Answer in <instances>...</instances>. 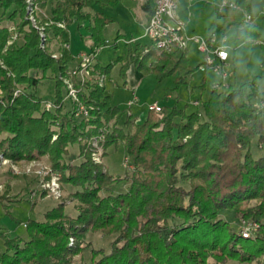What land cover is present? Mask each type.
<instances>
[{
    "label": "trees",
    "instance_id": "obj_1",
    "mask_svg": "<svg viewBox=\"0 0 264 264\" xmlns=\"http://www.w3.org/2000/svg\"><path fill=\"white\" fill-rule=\"evenodd\" d=\"M55 1L51 16L67 26L94 18L86 25L89 51L112 44L103 36L109 18L86 10L98 0ZM253 1L244 0L248 8ZM11 5L16 8L7 14ZM153 5L154 0H146L142 6L150 15ZM0 7V22L24 15L22 0H0ZM237 10L218 9L206 31L210 48L215 46L213 33L229 27H234L235 39L264 47L258 25L252 19L236 22ZM7 36V27L0 26V50ZM26 37H30L26 43H14L1 54L5 67L0 66V152L12 160L47 155L52 168L63 173L62 181L72 187L76 214H66L61 202L46 210L43 220L24 222L26 237L9 236L0 228L4 244L0 264H72L74 255L86 246L89 232L113 237L110 248L107 252L92 248L91 260L78 264H226L229 260L264 264V155L256 156L252 147L264 145V106L258 103L264 91L256 87V78L239 85L224 81L213 85L200 108L191 112L187 105L175 103L159 104L160 112L146 108L130 131L123 128L130 106L111 105L112 95L95 83L79 92L92 107L87 117L75 116L68 106L42 108L43 99L33 89L39 79L52 78L55 99L50 102L59 103L60 76L69 63L64 56L52 57L50 50L40 48L35 31ZM127 45L126 53L113 62H94L95 70L106 74L119 63L118 75L125 86L127 69L133 64L159 81L174 75L177 88L199 66H191L187 48L162 51L150 40ZM17 85L22 92L13 96ZM99 133L105 136L104 152L110 145L123 144L134 167L131 174L125 172L122 178L91 160L89 140ZM73 144L81 157L77 163L64 159ZM123 179L130 181L127 188L111 193L112 185ZM253 200L258 202L251 204ZM240 219L258 223L253 237H243L240 228L232 225Z\"/></svg>",
    "mask_w": 264,
    "mask_h": 264
},
{
    "label": "rangeland",
    "instance_id": "obj_2",
    "mask_svg": "<svg viewBox=\"0 0 264 264\" xmlns=\"http://www.w3.org/2000/svg\"><path fill=\"white\" fill-rule=\"evenodd\" d=\"M22 1L24 2V15L21 16V19L17 17L15 21L9 18L0 22V26L7 27L8 32L4 46L0 50V66L5 67L1 54L6 53L7 49L14 43L17 46L26 43L27 39L30 38H27L26 35L30 34L32 30L39 37L40 48L50 50L52 57L64 56L69 67L67 72L60 76L63 84L62 100L59 103L50 102L55 99V82L52 78L39 79L36 88L33 89L43 99L41 101L42 108L46 110L68 106L75 116L87 117L92 107L80 99L79 92L80 88L86 87L88 83H95L100 87H106L105 92L112 95L111 105L125 108L128 97L131 99L134 94L138 98V101L130 106L127 115L129 117H126L128 122L123 127L132 131L134 123L139 121L142 114L147 110L146 105L148 103L157 101L160 105H173L174 103L178 107L187 105L186 111L191 112L200 108L201 102L207 97L212 86L222 81L220 72L213 71L212 68H208L205 72L196 69L188 78L187 83L179 85L177 88H174V75L164 77L159 81L153 74H147L137 88L127 90L126 86L122 85V79L118 75L119 63L115 64L106 74L95 70L94 62H98L100 65L113 62L116 56L126 53L127 44L149 42L147 37H140L129 42L130 38L140 36L144 31L142 24L137 21L138 16L142 13L138 7V0H98L94 3V7L86 9L92 13L94 9L99 10L105 17L111 19L109 22L105 19L106 24L107 22L108 24L103 27V36L112 44L100 46L94 51H89L91 41L88 37L89 30L86 29L88 23H94L93 17L83 20L80 26L75 21L67 26L64 20L53 19L51 16L50 7L55 4V0ZM204 1L180 0L177 15L185 21L189 34H198L206 38V31L211 26L218 9L217 3L216 5L211 4L212 0ZM232 1L238 6V10L235 12V21L244 23L246 14L250 12L252 15L251 22L257 24L259 32L264 35V0H254L250 8L246 6L244 0ZM15 8L13 5L9 6L7 14ZM2 10L0 7V13ZM88 14L90 15V13ZM53 27L59 31L55 32ZM119 33H124L126 36H118ZM213 43L215 46L226 48L229 52L230 59L227 65L220 69L228 72V76L224 80L225 83L239 85L256 78V87L260 92L264 91V47L260 46L258 42L248 43L242 38L235 39L234 27H229L225 31L216 30L213 33ZM84 55L87 56L88 61L83 59ZM203 56L204 54L198 49L197 43L191 42L188 45L187 57L192 67L201 63ZM77 84H79L78 87ZM200 84H202L201 87ZM22 89L21 86L17 85L13 96L22 92ZM195 99H198L199 105L193 103ZM141 111L142 114H140ZM124 118L123 116L121 124L125 120ZM55 137L56 134H53L52 140ZM104 138V133H99L90 138L88 148L91 160L101 165L109 173L121 175L122 178L127 172L131 174L134 167L125 156L123 144L118 142L115 146L110 145L104 152ZM252 147L256 156L264 155V145L257 148L256 144L253 143ZM69 150L68 154L65 155V161L79 162L81 157L78 155L77 144L70 145ZM62 176V172L52 168L47 155L34 159L12 160L0 152L1 230L9 236L26 237L24 222L30 219L43 220L45 211L61 202L65 204L64 212L74 216L76 214L74 207L76 200L71 194V185L64 183ZM129 182V180H119L112 185L110 192L124 191ZM257 202L253 200L251 204ZM243 223L251 224V237H253L257 232L258 223L245 219L232 221V225L236 228H240ZM112 238L98 232L87 233L84 243L86 246L74 255L72 264H78L81 261L89 262L92 256V248L97 250L102 248L107 252ZM68 240L69 245H71L73 238L69 237ZM3 250L4 244L0 238V251ZM98 256L96 255V257ZM226 264H255V261L245 263L229 260Z\"/></svg>",
    "mask_w": 264,
    "mask_h": 264
},
{
    "label": "built area",
    "instance_id": "obj_3",
    "mask_svg": "<svg viewBox=\"0 0 264 264\" xmlns=\"http://www.w3.org/2000/svg\"><path fill=\"white\" fill-rule=\"evenodd\" d=\"M178 1L154 0L153 10L145 24L143 36L152 41L156 48L167 52L185 49L190 42L197 43L198 49L204 54L198 69L205 72L208 68H212L213 71L220 72L222 81H224L228 76V72L221 71L220 69L228 63V50L218 46L210 48L206 38L198 34H188L186 32L185 21L177 15ZM217 7L219 10H223L226 7L238 8L237 4L232 0H218ZM251 19V14L247 13L245 22H249ZM83 59L88 61L86 55H84ZM217 85L219 84H215V86ZM137 101L138 98L133 94V98L127 102V105L131 106ZM193 103L196 104L197 101ZM258 103L260 106H264V98H261ZM146 108L155 112L161 111V106L157 101L148 103ZM251 233V224L243 223L240 227V234L247 238L251 237Z\"/></svg>",
    "mask_w": 264,
    "mask_h": 264
},
{
    "label": "crops",
    "instance_id": "obj_4",
    "mask_svg": "<svg viewBox=\"0 0 264 264\" xmlns=\"http://www.w3.org/2000/svg\"><path fill=\"white\" fill-rule=\"evenodd\" d=\"M146 0H138L137 2H138V7H139V9L142 11V13L138 16V18H137V21L139 22V23H141L142 24V27H143V29H144V27H145V24H146V22H147V20H148V18H149V12L148 11H146L144 8H143V3L145 2ZM180 1V0H179ZM179 1H178V3H179ZM190 2H194L195 0H189ZM204 1V0H203ZM205 3H206V1H204ZM178 3H177V7H178ZM216 3H217V0H212V2H211V4H213V5H216ZM93 7H94V5H93ZM93 11H95V9L93 10ZM96 11H98V12H100L99 10H96ZM177 14H178V12H177ZM109 18V21L111 20L110 19V17H108ZM181 18V17H180ZM108 21V22H109ZM108 22H107V24H108ZM106 24V25H107ZM105 25V26H106ZM144 32V31H143ZM143 32H142V34L140 35V36H136V37H132V39L130 38L129 40H130V42L131 41H133V40H135V39H137V38H140V37H145V36H143ZM186 32L189 34V31H187V29H186ZM118 36H126L124 33L122 34V33H119V35ZM134 38V39H133ZM148 39V38H147ZM149 40V39H148ZM191 43V42H190ZM189 43V44H190ZM188 44V45H189ZM187 48H188V46H187ZM145 75H143L140 71H138L135 67H134V65L132 64V65H130V67L128 68V70H127V83H126V88H127V90H134L135 88H137L138 87V84L141 82V80H143V77H144ZM169 96V95H168ZM130 99H129V97H128V99L126 100V104H127V102L129 101ZM140 114H142V111L140 112Z\"/></svg>",
    "mask_w": 264,
    "mask_h": 264
}]
</instances>
